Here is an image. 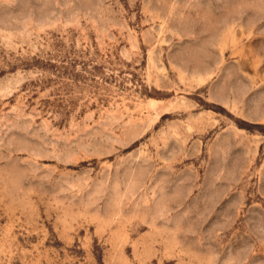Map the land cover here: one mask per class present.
<instances>
[{"label":"rangeland","instance_id":"rangeland-1","mask_svg":"<svg viewBox=\"0 0 264 264\" xmlns=\"http://www.w3.org/2000/svg\"><path fill=\"white\" fill-rule=\"evenodd\" d=\"M0 264H264V0H0Z\"/></svg>","mask_w":264,"mask_h":264}]
</instances>
